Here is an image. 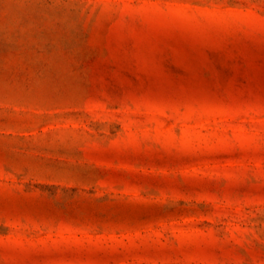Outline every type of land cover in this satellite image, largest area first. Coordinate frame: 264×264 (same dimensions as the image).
Masks as SVG:
<instances>
[{"label":"rangeland","instance_id":"374dc122","mask_svg":"<svg viewBox=\"0 0 264 264\" xmlns=\"http://www.w3.org/2000/svg\"><path fill=\"white\" fill-rule=\"evenodd\" d=\"M0 264H264V0H0Z\"/></svg>","mask_w":264,"mask_h":264}]
</instances>
